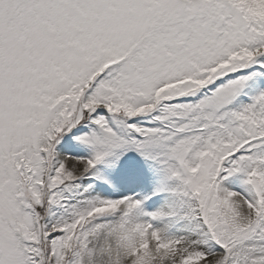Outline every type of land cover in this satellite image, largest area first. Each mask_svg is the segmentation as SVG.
<instances>
[{
    "label": "snow or ice",
    "instance_id": "obj_1",
    "mask_svg": "<svg viewBox=\"0 0 264 264\" xmlns=\"http://www.w3.org/2000/svg\"><path fill=\"white\" fill-rule=\"evenodd\" d=\"M0 264H264V0H0Z\"/></svg>",
    "mask_w": 264,
    "mask_h": 264
}]
</instances>
